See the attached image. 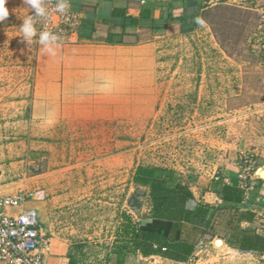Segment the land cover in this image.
<instances>
[{
  "label": "rangeland",
  "instance_id": "rangeland-1",
  "mask_svg": "<svg viewBox=\"0 0 264 264\" xmlns=\"http://www.w3.org/2000/svg\"><path fill=\"white\" fill-rule=\"evenodd\" d=\"M6 6L0 194H35L32 209L43 232L63 244L67 264H114V252L129 243L124 225L149 222L150 183L135 179L138 168L189 186L214 168L210 182H220L231 157L249 174L256 166L255 147L232 141L241 138L244 112L264 106V66L249 44L264 0L209 1L197 33L157 48L150 63L139 50L138 93L126 79L122 96H91L82 106L70 90L52 96L49 55L38 57L35 39L22 41L19 27L33 10L23 0Z\"/></svg>",
  "mask_w": 264,
  "mask_h": 264
},
{
  "label": "crops",
  "instance_id": "crops-1",
  "mask_svg": "<svg viewBox=\"0 0 264 264\" xmlns=\"http://www.w3.org/2000/svg\"><path fill=\"white\" fill-rule=\"evenodd\" d=\"M209 1L213 0H70V9L79 17V26L69 43L60 45L57 56L49 58L37 44L38 57L50 59L52 65V96L66 97L70 90L75 106H82L85 101L90 102L91 96H122L126 79L131 80L132 88L138 93L142 63L139 50L148 51L150 63L157 48L197 33L202 26L195 22L196 17L204 20L211 7ZM253 112H260L261 118L253 116ZM253 112H244L241 138L234 136L232 141L245 148L255 147L252 151L256 153V166L249 174L250 188L244 191L239 187L238 174L243 164L236 157L220 166V182H210L216 172L214 168L202 170L188 186L193 198L186 203V209H204L206 218H210V239L199 233L187 260L176 262L155 253V240L148 239L152 247L147 242L135 247L128 238L129 243L125 242L124 247L114 252L111 263L264 264V251H245L240 244L235 247L228 244V240L238 238V241L246 236L239 231H254L264 238V177L260 173L264 172V106ZM177 183L183 185L176 180L170 186ZM223 185L240 188L241 200L225 204L220 195ZM26 207L37 209L33 201ZM52 240L47 264H67L63 244ZM216 241L221 245L215 246Z\"/></svg>",
  "mask_w": 264,
  "mask_h": 264
},
{
  "label": "trees",
  "instance_id": "trees-1",
  "mask_svg": "<svg viewBox=\"0 0 264 264\" xmlns=\"http://www.w3.org/2000/svg\"><path fill=\"white\" fill-rule=\"evenodd\" d=\"M135 179L141 183H150L151 218L141 226L124 225L125 235H130L135 247L140 243H156V254L176 262H184L193 251L198 234L210 239V218H206L204 209L198 207L192 211L186 209V203L193 198L188 186L177 183L171 187L165 178L158 176L153 169L138 168ZM225 204L239 202L242 190L235 186L223 185L220 191ZM246 234L242 240H228L231 247L240 244L245 251H264V238L254 231H239ZM152 247V243H149ZM146 254V251L143 252Z\"/></svg>",
  "mask_w": 264,
  "mask_h": 264
},
{
  "label": "built area",
  "instance_id": "built-area-1",
  "mask_svg": "<svg viewBox=\"0 0 264 264\" xmlns=\"http://www.w3.org/2000/svg\"><path fill=\"white\" fill-rule=\"evenodd\" d=\"M255 17L257 26L249 43L250 50L264 66V9H256ZM46 24L62 36L61 44H66L79 26V17L69 8L65 14L51 13ZM36 27L41 30L42 24L37 22ZM243 159L244 163L252 164V159L246 156ZM240 172L239 187L248 190L249 170L245 167ZM34 199L35 194L25 190L0 194V264H47L52 239L43 232L38 212L26 207Z\"/></svg>",
  "mask_w": 264,
  "mask_h": 264
},
{
  "label": "clouds",
  "instance_id": "clouds-1",
  "mask_svg": "<svg viewBox=\"0 0 264 264\" xmlns=\"http://www.w3.org/2000/svg\"><path fill=\"white\" fill-rule=\"evenodd\" d=\"M23 4L33 10L34 14L27 15L22 20V24L19 27L22 33V41L29 46L35 39L46 55L57 56L62 36L50 30L46 22L53 12L65 14L70 8V0H55V3H53V0H23ZM6 5L7 0H0V22L6 21L10 16V11ZM37 22L42 24L41 30L37 29ZM195 22L201 26L205 25V21L199 16L196 17Z\"/></svg>",
  "mask_w": 264,
  "mask_h": 264
},
{
  "label": "bare ground",
  "instance_id": "bare-ground-1",
  "mask_svg": "<svg viewBox=\"0 0 264 264\" xmlns=\"http://www.w3.org/2000/svg\"><path fill=\"white\" fill-rule=\"evenodd\" d=\"M262 175V178L264 177V172H260ZM253 175V174H252ZM212 245V244H211ZM221 242L220 241H216L215 246H220Z\"/></svg>",
  "mask_w": 264,
  "mask_h": 264
}]
</instances>
